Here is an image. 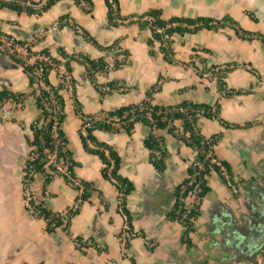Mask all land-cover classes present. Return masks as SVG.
<instances>
[{"label":"crops","instance_id":"obj_1","mask_svg":"<svg viewBox=\"0 0 264 264\" xmlns=\"http://www.w3.org/2000/svg\"><path fill=\"white\" fill-rule=\"evenodd\" d=\"M117 1L123 17L137 16L149 9L159 10L163 20L229 17L242 30L260 35L264 42V0ZM90 2V13L71 1H59L40 16L17 15L0 9V34L26 43L32 52L46 51L57 62L47 75L50 86L58 85V76L64 72L67 58H73L67 61L72 86L59 91L65 114L61 128L76 163L75 176L93 182L96 187V193L80 206L66 230L57 228L46 234L43 220L26 212L23 199L26 192L22 189L21 176L28 152V126L37 112L21 68L0 54V87L5 83L4 88L11 93L25 96L19 108L9 115L5 114L6 104L0 109V264H237V251H227L218 229L224 224L233 228L234 223L241 228L240 217L248 207L245 202L252 196L248 184L264 180V46L257 40L242 41L227 28L172 35L170 49L174 63L167 64L157 44L151 48L146 46V30H139L135 24L108 27L103 0ZM248 13L254 20L248 18ZM63 15L67 25L57 22ZM53 24L57 30L49 31ZM39 29L46 33L34 39ZM83 35L102 48L114 43L116 48L100 51L86 42ZM117 50L127 52L126 63L116 70L96 75L94 83L100 88L110 83L112 88L119 86L121 90H112L100 97L86 78L78 58L102 59L109 64ZM190 58L197 70L236 65L225 74L223 82L228 89L248 93L218 98L212 76L203 74L199 78L192 67L183 65ZM158 78L159 90L151 96L153 104L167 106L190 102L212 106L217 102L219 117L239 127L224 129L214 120L200 118L197 121L203 137L220 134L213 154L217 160L228 164L231 179L238 183L240 193L233 197L220 177L211 173L206 178L208 193L199 202V215L188 235L191 246L185 247L180 242V224L169 221L165 213L171 208L173 189L184 178L194 152L164 131H154L166 152L164 170L157 174L149 165L148 152L142 145L149 133L147 127L136 124L129 136L95 132L98 141L116 152L120 159L118 173L133 186L125 199V207L135 236L129 240L128 248L123 249L118 235L124 218L116 208V192L108 182L100 179L98 159L84 153L80 147L77 135L80 123L72 112L71 92L82 112L94 115L139 103ZM41 185V177L35 175L27 189L34 201L53 213L61 214L71 208L77 193L60 176H55L44 191ZM191 203L187 198L184 206Z\"/></svg>","mask_w":264,"mask_h":264},{"label":"trees","instance_id":"obj_2","mask_svg":"<svg viewBox=\"0 0 264 264\" xmlns=\"http://www.w3.org/2000/svg\"><path fill=\"white\" fill-rule=\"evenodd\" d=\"M41 1L44 3L40 8H33ZM59 1H71L76 7L86 13H90L92 7L90 0H0V9H7L17 15L40 16ZM103 2L105 6V21L108 27L115 28L120 25L135 24L139 30H146L148 32V38L145 42L146 46L151 48L153 44H157L162 60L167 64L174 63L170 49V37L172 35L182 36L202 30L216 32L227 28L233 32L236 38L242 41L257 40L264 46L260 35L242 30L229 17H222L219 20L203 17L192 19L170 17L163 20L161 12L156 9H149L137 16L123 17L119 14L117 0H103ZM26 3H29V5H26ZM247 16L249 19L254 20L251 14L248 13ZM57 22L58 24L67 25L66 16H60ZM68 27L72 30L74 28L71 25ZM83 39L100 51H110L116 48V43L110 47L102 48L87 35H83ZM202 52L207 53L206 50H202ZM39 53L48 56L46 51ZM62 57L65 58V56ZM7 58L12 65L20 67L25 75L27 87L30 89L29 96L33 98L37 112L36 117L28 126L30 132L29 138L26 139L28 152L21 176V185L24 193H27V189L35 175L41 177L42 191L55 176H60L64 183L77 193L71 208L61 214L46 210L40 202H29L27 205L31 208L30 216L43 220L46 234L53 233L57 228L66 230L70 219L78 213L80 206L88 202L91 195L96 193V187L93 182L80 180L74 174L76 163L72 160L71 152L67 147L68 142L61 128L65 119L64 101L59 93L62 87L60 85L52 87L47 81L48 72L54 68L57 62L50 58L49 63L35 61L33 64H27L23 60L15 59L12 56H7ZM67 59V61L73 60L72 57ZM126 60L127 52L117 50L115 57L110 63V71L124 65ZM67 61L64 64V72L58 78H68V88H70L72 81L68 77L69 67ZM78 61L84 67L86 78L102 97L104 93L100 91L101 88L94 83V80L96 75L107 73L104 69L107 64L102 59L88 60L79 57ZM199 63L201 64V62ZM183 65L192 67L199 78L203 74L212 76L218 98L228 99L248 93L245 90L228 89L223 82L225 74L235 68L236 65H224L221 68L210 66L207 69L197 70L193 66L191 58L189 62ZM39 67L41 71L38 75H35L34 71ZM105 86L112 88L110 83ZM158 90L159 78L145 92L143 99L139 103L120 106L94 115L84 114L76 101L74 93L71 92L72 112L80 123L77 131L80 147L84 153L98 159L101 164L99 170L100 179L108 182L116 192V208L123 216L125 224V229H122L118 235L123 249L128 248L129 240L135 236L132 232L130 215L125 207V199L133 191V186L127 179L119 175L120 159L116 152L110 146L98 141L94 135L95 132L105 134L123 133L129 136L134 125L140 124L147 127L149 133L143 139L142 145L148 152L147 160L149 165L157 174L162 173L164 170L166 152L160 138L153 133L154 131H164L194 152L193 160L185 169L184 178L173 189L171 208L165 213L169 221H175L180 224L182 228L180 242L185 247L189 248L191 246L188 235L192 231L193 221L199 215V202L208 193L206 178L211 173L217 174L223 182L224 175L231 178L228 164L217 160L213 154V147L220 139V134L208 138L203 137L199 133L197 121L200 118L214 120L224 129L239 127L228 124L219 117V105L217 102L212 106L190 102H180L167 106L153 104L151 96ZM24 97L23 94L11 93L6 88L0 87V109L8 98L21 105ZM245 126L247 125L243 127ZM185 198H193L194 203L185 207L181 202ZM77 243L80 244V241L77 240Z\"/></svg>","mask_w":264,"mask_h":264},{"label":"flooded vegetation","instance_id":"obj_3","mask_svg":"<svg viewBox=\"0 0 264 264\" xmlns=\"http://www.w3.org/2000/svg\"><path fill=\"white\" fill-rule=\"evenodd\" d=\"M224 185L230 194L235 197L240 193L238 183L223 176ZM251 178H249L250 180ZM254 185L248 184L252 193L248 200L246 213L240 217L241 228L222 226L218 229L222 234L223 242L228 236L235 234L240 237V247L236 249L237 264H264V180Z\"/></svg>","mask_w":264,"mask_h":264},{"label":"built area","instance_id":"obj_4","mask_svg":"<svg viewBox=\"0 0 264 264\" xmlns=\"http://www.w3.org/2000/svg\"><path fill=\"white\" fill-rule=\"evenodd\" d=\"M43 1L39 2L36 4L33 8L38 9L43 5ZM26 5H29V3H26ZM57 26L56 24H53L50 28L49 31H56ZM75 32H79L78 28H74ZM46 33V30L39 29L35 32L34 34V39L39 38L43 36ZM0 54L5 55V56H12L15 59H20L26 62L27 64H33L35 61H41L45 63H49L50 57L43 55L39 52H32L29 49V46L26 43L20 42L16 40L13 36L11 35H0ZM104 69L109 72L110 71V63L107 64ZM41 71V68L39 67L37 70L34 71L35 75H38ZM58 85H60L63 89H68V78H58ZM3 87L6 86L5 83L2 84ZM112 90L120 91L121 88L119 86H115L114 88H108L107 86H104L100 89L102 93H106ZM6 104L7 108L5 109V114L9 115L15 108H19L20 103L12 100L11 98L6 99L4 102ZM3 104V105H4ZM24 199V207L26 212L30 215L31 213V208L27 205L29 202L34 201L32 197L28 194L25 193L23 196ZM187 198L181 200V202L184 204V201ZM191 202H193V198H190ZM122 229H125V224L123 225Z\"/></svg>","mask_w":264,"mask_h":264},{"label":"water","instance_id":"obj_5","mask_svg":"<svg viewBox=\"0 0 264 264\" xmlns=\"http://www.w3.org/2000/svg\"><path fill=\"white\" fill-rule=\"evenodd\" d=\"M240 243L241 240L238 235L232 234L228 236V239L225 241L227 251L236 250L237 247H240Z\"/></svg>","mask_w":264,"mask_h":264},{"label":"rangeland","instance_id":"obj_6","mask_svg":"<svg viewBox=\"0 0 264 264\" xmlns=\"http://www.w3.org/2000/svg\"><path fill=\"white\" fill-rule=\"evenodd\" d=\"M2 116H4V112L2 113Z\"/></svg>","mask_w":264,"mask_h":264}]
</instances>
